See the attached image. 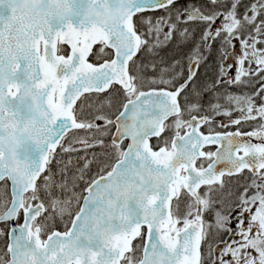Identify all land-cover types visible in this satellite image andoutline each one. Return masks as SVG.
Wrapping results in <instances>:
<instances>
[{
    "label": "snow or ice",
    "instance_id": "6c2138e0",
    "mask_svg": "<svg viewBox=\"0 0 264 264\" xmlns=\"http://www.w3.org/2000/svg\"><path fill=\"white\" fill-rule=\"evenodd\" d=\"M0 241V264H264V0H0Z\"/></svg>",
    "mask_w": 264,
    "mask_h": 264
},
{
    "label": "flooded vegetation",
    "instance_id": "af4514ba",
    "mask_svg": "<svg viewBox=\"0 0 264 264\" xmlns=\"http://www.w3.org/2000/svg\"><path fill=\"white\" fill-rule=\"evenodd\" d=\"M196 2H197V3H202L203 0H196ZM217 24H219L218 21H217ZM218 43H219V41H217V42L212 46V48H219L220 45L217 47V44H218ZM226 51H227L228 53H231V52L233 51V49H232L231 47H228V48L226 49ZM235 51H236L237 53H239V44H238V43L236 44ZM207 55H212V53L210 52V50L205 52V56H206V57H207ZM214 55H215V54H214ZM215 56H217V58H218V67H219V64H220V62H221V56H222V54L219 53L218 55H215ZM207 62H208V61H207V58H206V60H203V61H202V65L204 66V69L207 68V69L209 70V72L204 76V79H205L206 81H212V80H214L215 77H217V75H218V73H219V68L217 69V67H216V63H213V62H209V63H207ZM233 62H234V57H233L232 59H229V60L227 61V63H233ZM216 69H217V70H216ZM215 70H216V72H215L216 74L214 73ZM231 73L234 75V73H235V68L231 69ZM212 74H213V75H212ZM205 80H203V81H205ZM252 84H254V87L250 86V87L245 88V89H253V88L259 86V85L256 84L254 81L252 82ZM233 89H236V88H233ZM245 89H242V90H245ZM236 90H238V89H236ZM221 122H223L225 125L228 124V120H221L220 123H221ZM220 123H219L218 125H215V127H216L215 130H217V131H224V130L235 131V130H234V128H235L234 126H233V127H229V128H227V129H224V128H221V127H220ZM244 130H245V131H248V130H250V129H249V128H246V129H244ZM204 131H207V130H204ZM152 143H153V144H156L157 141H156V140H152ZM210 150L213 151V148H211ZM245 177H249V178H250V174L247 173V172H245V176H244V177H240V178H238V179H239L240 182H244ZM232 183H233V185H235V183H236V178L233 179ZM231 226H232V227H235V223H233Z\"/></svg>",
    "mask_w": 264,
    "mask_h": 264
},
{
    "label": "water",
    "instance_id": "95a60500",
    "mask_svg": "<svg viewBox=\"0 0 264 264\" xmlns=\"http://www.w3.org/2000/svg\"><path fill=\"white\" fill-rule=\"evenodd\" d=\"M252 142H253V143H258L259 140H258L257 138H252Z\"/></svg>",
    "mask_w": 264,
    "mask_h": 264
},
{
    "label": "rangeland",
    "instance_id": "374dc122",
    "mask_svg": "<svg viewBox=\"0 0 264 264\" xmlns=\"http://www.w3.org/2000/svg\"><path fill=\"white\" fill-rule=\"evenodd\" d=\"M219 22V21H218ZM172 55V54H171ZM238 114V113H237ZM222 118H225L224 116ZM254 123V122H253ZM254 124H257L256 122Z\"/></svg>",
    "mask_w": 264,
    "mask_h": 264
},
{
    "label": "trees",
    "instance_id": "16d2710c",
    "mask_svg": "<svg viewBox=\"0 0 264 264\" xmlns=\"http://www.w3.org/2000/svg\"><path fill=\"white\" fill-rule=\"evenodd\" d=\"M175 51H176V49H175ZM93 171H95V168H93Z\"/></svg>",
    "mask_w": 264,
    "mask_h": 264
},
{
    "label": "bare ground",
    "instance_id": "6f19581e",
    "mask_svg": "<svg viewBox=\"0 0 264 264\" xmlns=\"http://www.w3.org/2000/svg\"><path fill=\"white\" fill-rule=\"evenodd\" d=\"M216 74V73H215ZM216 78V77H215ZM254 85V84H253Z\"/></svg>",
    "mask_w": 264,
    "mask_h": 264
}]
</instances>
